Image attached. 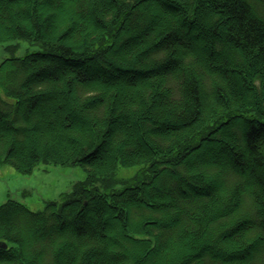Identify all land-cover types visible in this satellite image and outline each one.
Listing matches in <instances>:
<instances>
[{
    "label": "trees",
    "instance_id": "1",
    "mask_svg": "<svg viewBox=\"0 0 264 264\" xmlns=\"http://www.w3.org/2000/svg\"><path fill=\"white\" fill-rule=\"evenodd\" d=\"M15 39L0 167L85 177L0 205V264H264V0H0Z\"/></svg>",
    "mask_w": 264,
    "mask_h": 264
},
{
    "label": "rangeland",
    "instance_id": "2",
    "mask_svg": "<svg viewBox=\"0 0 264 264\" xmlns=\"http://www.w3.org/2000/svg\"><path fill=\"white\" fill-rule=\"evenodd\" d=\"M40 44L25 39L0 42V63L11 57L42 52ZM132 168H119V176H128ZM84 170L79 165H56L39 162L30 173H20L10 165L0 167V205L16 201L30 211L43 210L50 200H59L62 193L70 192L76 182L83 180Z\"/></svg>",
    "mask_w": 264,
    "mask_h": 264
},
{
    "label": "water",
    "instance_id": "3",
    "mask_svg": "<svg viewBox=\"0 0 264 264\" xmlns=\"http://www.w3.org/2000/svg\"><path fill=\"white\" fill-rule=\"evenodd\" d=\"M0 248L6 249L7 245L4 242H0Z\"/></svg>",
    "mask_w": 264,
    "mask_h": 264
}]
</instances>
